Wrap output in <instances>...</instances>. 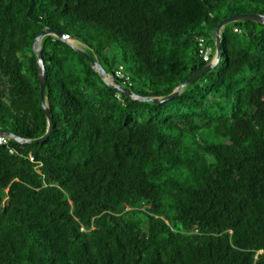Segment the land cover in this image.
I'll return each mask as SVG.
<instances>
[{"label":"trees","instance_id":"obj_1","mask_svg":"<svg viewBox=\"0 0 264 264\" xmlns=\"http://www.w3.org/2000/svg\"><path fill=\"white\" fill-rule=\"evenodd\" d=\"M239 13L264 0H0V128L46 131L45 27L159 97ZM41 47L53 127L0 145V264H264V24L225 25L219 63L162 104L123 96L53 35Z\"/></svg>","mask_w":264,"mask_h":264},{"label":"water","instance_id":"obj_2","mask_svg":"<svg viewBox=\"0 0 264 264\" xmlns=\"http://www.w3.org/2000/svg\"><path fill=\"white\" fill-rule=\"evenodd\" d=\"M237 21H252L260 24H264V14L260 13H239V14H234L231 15L227 18H224L219 21V23L215 26L213 30V42H214V48H215V53L213 56V59L209 62H207L204 67L195 73H193L191 76L186 78L182 83L177 85L171 93L165 95V96H159V97H154V96H142L139 95L135 92H133L131 89L125 87L122 85L120 82H118L111 74L107 73L105 69L102 67L99 59L95 54L90 55L88 52H86L82 47L76 46L72 40H75L72 38L70 35L57 30L52 27H45L39 31L37 36L34 38L33 44H32V51L34 52L35 58H36V67H37V78H38V84L40 88V99H41V105L47 120V128L45 133L35 139H24L20 136L15 135L14 133L0 128V134L6 136L9 139L15 140L20 143H25V142H37V141H42L46 139L53 127V122H52V115L51 111L48 107L47 100H46V70H45V65H44V60L42 56V47H41V39L46 36V35H53L59 40L65 42L68 44L71 48L76 50L79 54L84 56L87 61L89 62L91 68L98 73L100 78L111 88L117 90L120 94L123 96L133 99V100H138L142 102H151L153 104H162L168 100L177 98L181 91L189 84L194 82L196 79H198L200 76H202L204 73L207 71L213 69L220 61L221 59V31L224 28L225 25L232 23V22H237ZM76 41V40H75Z\"/></svg>","mask_w":264,"mask_h":264},{"label":"built area","instance_id":"obj_3","mask_svg":"<svg viewBox=\"0 0 264 264\" xmlns=\"http://www.w3.org/2000/svg\"><path fill=\"white\" fill-rule=\"evenodd\" d=\"M197 46H198V54L201 59L205 62H209L213 59L212 56V47L206 42V39L203 36H198L196 38ZM115 79H120L123 81H128L129 77L124 74L122 65H119L111 74ZM6 136L0 134V145L6 144L7 140Z\"/></svg>","mask_w":264,"mask_h":264},{"label":"rangeland","instance_id":"obj_4","mask_svg":"<svg viewBox=\"0 0 264 264\" xmlns=\"http://www.w3.org/2000/svg\"><path fill=\"white\" fill-rule=\"evenodd\" d=\"M72 42L76 45V46H79V47H82L83 45L80 44L79 42L75 41V40H72ZM107 54L108 56L110 57V63L112 64H116L117 63H121L122 60L120 59V49H118L117 47L115 46H111L108 50H107Z\"/></svg>","mask_w":264,"mask_h":264}]
</instances>
